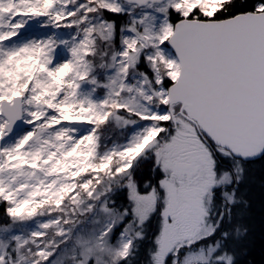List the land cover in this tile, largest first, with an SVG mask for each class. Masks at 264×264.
I'll return each mask as SVG.
<instances>
[{
  "label": "snow or ice",
  "instance_id": "obj_1",
  "mask_svg": "<svg viewBox=\"0 0 264 264\" xmlns=\"http://www.w3.org/2000/svg\"><path fill=\"white\" fill-rule=\"evenodd\" d=\"M257 204L264 0H0V264H251Z\"/></svg>",
  "mask_w": 264,
  "mask_h": 264
},
{
  "label": "trees",
  "instance_id": "obj_2",
  "mask_svg": "<svg viewBox=\"0 0 264 264\" xmlns=\"http://www.w3.org/2000/svg\"><path fill=\"white\" fill-rule=\"evenodd\" d=\"M254 215L256 220V229L253 237L252 255L248 259L251 264H264V235H262L259 227L260 209L258 204Z\"/></svg>",
  "mask_w": 264,
  "mask_h": 264
}]
</instances>
